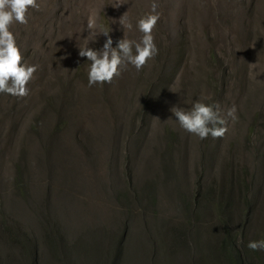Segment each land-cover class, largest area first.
Returning <instances> with one entry per match:
<instances>
[{
  "label": "rangeland",
  "instance_id": "rangeland-1",
  "mask_svg": "<svg viewBox=\"0 0 264 264\" xmlns=\"http://www.w3.org/2000/svg\"><path fill=\"white\" fill-rule=\"evenodd\" d=\"M38 2L39 9L29 8L26 13L27 24L14 23L10 28L21 48L22 63L37 65L28 84L30 91L25 97L0 93L1 114L13 109L30 117L48 108L47 97L49 91L58 88V76H65V71L76 65H80L79 72H85L82 77H87L90 62L79 56L77 41L82 44L83 36L88 35L87 30L83 33L82 30L89 8H100L101 21L112 29L110 35L115 46L124 35L119 18L130 8L129 16L135 25V18L150 7V0H129L118 8L112 6V0ZM158 2L162 16L153 33L159 51L140 71L129 65L111 83L91 88H83L80 78L74 79L78 95L82 96L84 116L90 120L96 114L109 125L115 122L120 128L94 127L90 123L87 127L104 132L99 147L122 142L125 134L130 135L126 137L125 147L129 149L135 141L129 163L134 168L136 183L142 185L154 174L149 165L161 160L158 150L170 142L171 130L178 137L169 144L175 145L174 156L176 159L179 156L183 166L182 178L190 184L195 185L202 175L203 187L209 186L221 196L222 184L230 183L231 173L233 180L239 181L238 188H242L246 173L254 169L260 184L264 178V73L250 77L249 63L259 60L264 67V0ZM140 35L135 28L127 33L130 39H138ZM105 39L101 35L89 46L99 48ZM170 88L179 89V93ZM202 90L209 97L207 102L219 103L224 113L236 105L238 120L233 124L229 118L228 131L223 137L210 135L201 140L180 128L170 111L173 105L187 110L190 104L184 100L199 98ZM142 116L148 128H134L143 120ZM30 129L0 128V218L9 217L19 224L24 222L19 220L21 202L13 183L16 163L23 157L31 137ZM182 183L185 186L184 180ZM256 190L251 195L255 196ZM164 203L162 200L160 205ZM259 219V214H255L240 243L247 244L264 236V218L261 222ZM262 252L258 251L256 264H264Z\"/></svg>",
  "mask_w": 264,
  "mask_h": 264
},
{
  "label": "trees",
  "instance_id": "trees-1",
  "mask_svg": "<svg viewBox=\"0 0 264 264\" xmlns=\"http://www.w3.org/2000/svg\"><path fill=\"white\" fill-rule=\"evenodd\" d=\"M79 69L58 76L48 108L30 117L0 113V128H31L13 183L24 223L0 218V264H256L258 251L239 242L255 214L264 218V178L258 184L256 169L242 188L231 173L221 196L203 187L202 175L192 185L169 144L178 137L171 130L161 160L149 165L154 174L136 183L129 163L135 141L125 147L130 135L99 147L104 132L87 127L120 128L84 116L74 79L84 88L87 77ZM146 119L134 128H148Z\"/></svg>",
  "mask_w": 264,
  "mask_h": 264
},
{
  "label": "clouds",
  "instance_id": "clouds-1",
  "mask_svg": "<svg viewBox=\"0 0 264 264\" xmlns=\"http://www.w3.org/2000/svg\"><path fill=\"white\" fill-rule=\"evenodd\" d=\"M127 3L129 0H112L111 4L118 8ZM39 7L38 0H0V93L17 97L29 94L28 84L37 65L22 63L21 48L10 28L14 23L27 24L29 21L26 13L29 8ZM159 8L158 0H150L149 10L135 18V25L129 16V8L119 18L124 35L115 46L110 35L112 29L101 21L100 8H89L82 30V33L87 30L88 35L83 36L82 44L77 41L79 56L86 57V61L90 62L87 66L89 88L97 84L102 86L104 83H111L114 76L120 75L129 65L140 71L149 59L158 54L153 29L162 16ZM133 28L141 34L138 39H130L127 36L128 31ZM101 35L106 37L103 45L99 48L90 47L89 45L96 42ZM260 73H264V67L260 65L259 60L249 63L250 77ZM170 89L179 93L177 88ZM208 100L209 97L202 90L199 98L184 100V103L190 104L187 110L179 105L170 108L179 127L201 140L210 135L213 138L223 137L228 131L229 118L233 124L238 120L235 104L224 113L219 103H209ZM247 247L252 251H264V238L248 241Z\"/></svg>",
  "mask_w": 264,
  "mask_h": 264
}]
</instances>
